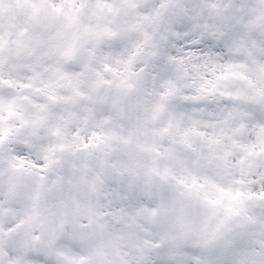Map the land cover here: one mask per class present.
<instances>
[{"label":"snow or ice","instance_id":"1","mask_svg":"<svg viewBox=\"0 0 264 264\" xmlns=\"http://www.w3.org/2000/svg\"><path fill=\"white\" fill-rule=\"evenodd\" d=\"M0 264H264V0H0Z\"/></svg>","mask_w":264,"mask_h":264}]
</instances>
